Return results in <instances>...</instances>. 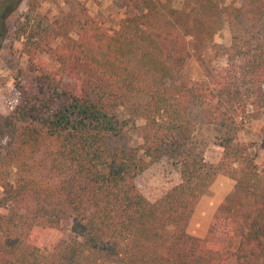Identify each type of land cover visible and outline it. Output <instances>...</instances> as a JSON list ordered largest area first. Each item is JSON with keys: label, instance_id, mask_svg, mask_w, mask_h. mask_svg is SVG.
<instances>
[{"label": "trees", "instance_id": "obj_1", "mask_svg": "<svg viewBox=\"0 0 264 264\" xmlns=\"http://www.w3.org/2000/svg\"><path fill=\"white\" fill-rule=\"evenodd\" d=\"M122 1L113 32L84 5L59 21L58 36L40 19L30 27V15L17 28L34 83L17 81L23 103L0 112V264H264V167L251 144L228 136L213 143L223 153L210 163L196 138L198 125L238 131V118L264 109V0H183L180 9L174 0ZM225 24L230 45L213 47L226 75L186 79ZM134 127L141 143L112 149ZM160 163L178 181L150 201L138 181ZM219 175L236 184L206 236L194 237L190 221ZM65 222L76 238L62 245Z\"/></svg>", "mask_w": 264, "mask_h": 264}, {"label": "rangeland", "instance_id": "obj_2", "mask_svg": "<svg viewBox=\"0 0 264 264\" xmlns=\"http://www.w3.org/2000/svg\"><path fill=\"white\" fill-rule=\"evenodd\" d=\"M5 0H0V112L8 115L18 105L23 103V93L15 87L18 81L29 87L34 83V74L29 66V58L23 53V41L16 40L15 35L19 25L26 21V15H30V27L42 21V29H48L53 35H60L59 21L77 5H84L89 14L95 16L104 27L111 32L119 29L121 21L125 18V8L122 0H23L17 7L4 6ZM183 0H174L173 7L180 9ZM33 6V7H31ZM53 30V32H52ZM29 32H27V35ZM26 35V36H27ZM25 36V37H26ZM24 35H22V38ZM34 39L33 42H36ZM57 37L55 44L62 43ZM231 33L228 24L214 37V42L203 50V53L192 59L184 71L185 78L194 81H220L226 75L228 64L224 56L219 55L214 45L224 48L230 45ZM39 53V62L43 63L51 71L57 68V63L51 54ZM237 96L245 105L251 101L249 92L236 85L233 88ZM251 110L250 107H248ZM194 113H198L195 109ZM252 115V116H251ZM126 117H129L126 114ZM144 124L136 122L137 126ZM237 124L241 125L238 131L226 127L199 125L196 130V138L204 147L205 159L210 163H216L222 156V148L213 143L220 137H232L236 142L252 145V153L255 155L260 168L264 167V109L257 112L253 110L250 117L238 118ZM141 143V137L137 128H127L125 133L111 141L110 146L114 150H129L136 148ZM204 145V146H203ZM178 181L177 174L166 163L154 164L138 181L143 194L150 200L156 201L166 190ZM235 182L224 176H217L212 185L197 205L190 221L188 231L198 238H204L210 227L211 220L224 198L234 188ZM76 238L65 222L61 229L60 244L64 245ZM229 264H235L231 260Z\"/></svg>", "mask_w": 264, "mask_h": 264}]
</instances>
